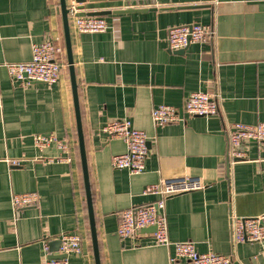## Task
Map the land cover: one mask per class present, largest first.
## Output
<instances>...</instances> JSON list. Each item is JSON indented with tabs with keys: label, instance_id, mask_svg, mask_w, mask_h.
<instances>
[{
	"label": "crops",
	"instance_id": "1",
	"mask_svg": "<svg viewBox=\"0 0 264 264\" xmlns=\"http://www.w3.org/2000/svg\"><path fill=\"white\" fill-rule=\"evenodd\" d=\"M79 6L81 16L109 12L95 16L107 23L103 33L79 34L69 18L100 264H190L171 262L172 249L154 245L147 230L132 239L116 234L122 211L156 201L145 188L185 176L206 187L165 200L169 239L191 241L197 252L229 256L234 264H264L261 245L233 243L229 225L231 215L264 213V145L246 142L243 157L230 161L226 136L230 124L264 122V0ZM141 8L149 11L114 13ZM193 23L211 29L209 40L182 53L169 50L168 28ZM44 40L64 46L59 0H0V264H44V244L50 258L66 233L82 239V255L70 254L68 264H95L65 49L64 69L52 86L14 82L4 67L29 62L32 45ZM193 92L217 94V114L152 125L153 108L181 111ZM122 119L148 138L138 175L111 166L125 145L101 130ZM35 136H54L66 149L38 148ZM23 193L37 194L38 201L15 211L11 196Z\"/></svg>",
	"mask_w": 264,
	"mask_h": 264
},
{
	"label": "built area",
	"instance_id": "2",
	"mask_svg": "<svg viewBox=\"0 0 264 264\" xmlns=\"http://www.w3.org/2000/svg\"><path fill=\"white\" fill-rule=\"evenodd\" d=\"M78 7L68 6V19L79 34L103 33L108 29L102 17L81 16ZM212 31L208 26L201 24L181 25L167 30V44L169 50L179 51L189 45L206 43ZM64 46L53 40H44L33 44L31 60L27 63L5 64L9 78L14 82H38L48 86L55 85L64 69ZM217 94L207 92L190 93L181 111L159 105L151 110L150 120L154 127L182 122L184 117H208L217 114L219 100ZM1 99V97H0ZM1 106V101H0ZM226 136L228 140V158L235 161L243 157L241 147L246 142H255L264 145V122L254 125L233 123L228 126ZM102 133L109 139L120 140L125 145V152L111 158V166L115 170H126L130 175L144 172L148 157L147 135L134 128L128 119L115 120L102 127ZM34 144L44 148L55 144L65 150L66 145L54 136H35ZM199 179L180 177L162 179L158 184L148 186L143 193L156 196V201L142 207L129 208L120 213L116 234L120 239H132L142 236L143 232L154 228L148 236L156 246L172 249L171 262L184 259L190 264H234L229 256L214 253H199L191 241L172 242L168 237L167 220L164 214L165 200L205 189ZM38 201L35 193L13 194L11 205L15 211L34 206ZM230 233L233 243H258L264 249V213L254 217L231 215L229 218ZM47 256L44 264H68L70 254L82 255V239L77 233H66L59 237L58 254L65 255L63 259H50L48 247L44 244Z\"/></svg>",
	"mask_w": 264,
	"mask_h": 264
},
{
	"label": "water",
	"instance_id": "3",
	"mask_svg": "<svg viewBox=\"0 0 264 264\" xmlns=\"http://www.w3.org/2000/svg\"><path fill=\"white\" fill-rule=\"evenodd\" d=\"M86 1H88V3H94L98 1H104V0H75V4L78 5L77 6L78 9H81L83 7L79 5H83ZM59 7H60L61 20H62V27H63L66 67L68 70L72 99H73L77 146H78L83 187H84L85 200H86V206H87L90 239H91L94 262L95 264H100L98 240H97V233H96V228H95V220H94L93 206H92V196H91L89 174H88V168H87V159H86L85 145H84V137H83L82 124H81V115H80V108H79V98H78V90H77L78 88H77L74 61H73V55H72V47H71L69 19H68V6H67L66 0H59ZM145 11H149L148 8L118 10L114 13L117 14V13L145 12ZM108 13L109 12H92L91 14H89V16H101V15H106ZM184 50H186V48L181 49L179 51H173V52L182 53L184 52ZM152 231H154V228L147 230V232H152ZM56 253L57 254L51 255L50 259H63L66 257L65 255L58 254V252Z\"/></svg>",
	"mask_w": 264,
	"mask_h": 264
}]
</instances>
